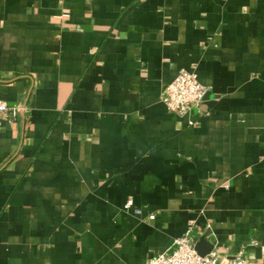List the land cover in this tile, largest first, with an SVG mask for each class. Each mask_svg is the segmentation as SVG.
Returning a JSON list of instances; mask_svg holds the SVG:
<instances>
[{"label":"crops","instance_id":"0c3cea01","mask_svg":"<svg viewBox=\"0 0 264 264\" xmlns=\"http://www.w3.org/2000/svg\"><path fill=\"white\" fill-rule=\"evenodd\" d=\"M0 99V264H146L188 224L264 264V0H0Z\"/></svg>","mask_w":264,"mask_h":264},{"label":"built area","instance_id":"2783aa9c","mask_svg":"<svg viewBox=\"0 0 264 264\" xmlns=\"http://www.w3.org/2000/svg\"><path fill=\"white\" fill-rule=\"evenodd\" d=\"M207 89L202 85L196 74L180 69L175 77L165 85L161 92V102L167 111L178 116H189L195 112L203 101ZM22 109L19 106L9 105L0 99V120L12 123L17 119ZM133 203L129 199L123 205L124 210L132 208ZM135 214L140 210L135 209ZM147 220H153L154 214L149 213ZM174 247L169 252H161L148 258L146 264H248L243 251L234 254L221 253L212 248L208 253L201 255L195 249V236L192 224H188L185 232L174 239ZM249 246H259L254 240ZM264 254V246H259Z\"/></svg>","mask_w":264,"mask_h":264},{"label":"water","instance_id":"95a60500","mask_svg":"<svg viewBox=\"0 0 264 264\" xmlns=\"http://www.w3.org/2000/svg\"><path fill=\"white\" fill-rule=\"evenodd\" d=\"M195 249H196V246H195ZM199 253V252H198ZM201 254V253H200ZM201 255H204V254H201Z\"/></svg>","mask_w":264,"mask_h":264}]
</instances>
